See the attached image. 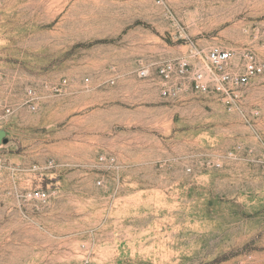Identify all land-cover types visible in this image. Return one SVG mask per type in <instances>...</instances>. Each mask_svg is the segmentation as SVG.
I'll return each instance as SVG.
<instances>
[{
    "label": "rangeland",
    "instance_id": "374dc122",
    "mask_svg": "<svg viewBox=\"0 0 264 264\" xmlns=\"http://www.w3.org/2000/svg\"><path fill=\"white\" fill-rule=\"evenodd\" d=\"M212 47L264 61V0H0V264H264V73L161 95Z\"/></svg>",
    "mask_w": 264,
    "mask_h": 264
},
{
    "label": "built area",
    "instance_id": "2783aa9c",
    "mask_svg": "<svg viewBox=\"0 0 264 264\" xmlns=\"http://www.w3.org/2000/svg\"><path fill=\"white\" fill-rule=\"evenodd\" d=\"M243 63L239 73H230L229 67L233 58L232 51L219 47L210 48L205 56V70L201 68H190L185 60L175 65L166 63L160 66L158 74L163 80L161 95L169 96L171 88L167 86L173 75L189 80L191 90L195 94L214 96L218 102L230 106L236 100L242 98L244 90L251 82L264 73V61L258 59L251 51L243 53ZM145 72H142L144 75ZM65 84V82H63ZM56 91H59L56 90ZM9 112V110H6ZM99 162L104 158L100 157ZM113 161V160H111ZM98 185L101 183L98 182ZM31 197L36 200H44L46 194L42 191H35Z\"/></svg>",
    "mask_w": 264,
    "mask_h": 264
},
{
    "label": "water",
    "instance_id": "95a60500",
    "mask_svg": "<svg viewBox=\"0 0 264 264\" xmlns=\"http://www.w3.org/2000/svg\"><path fill=\"white\" fill-rule=\"evenodd\" d=\"M2 142H6L4 139H3V133H0V143H2Z\"/></svg>",
    "mask_w": 264,
    "mask_h": 264
},
{
    "label": "bare ground",
    "instance_id": "6f19581e",
    "mask_svg": "<svg viewBox=\"0 0 264 264\" xmlns=\"http://www.w3.org/2000/svg\"><path fill=\"white\" fill-rule=\"evenodd\" d=\"M227 3V2H226Z\"/></svg>",
    "mask_w": 264,
    "mask_h": 264
}]
</instances>
